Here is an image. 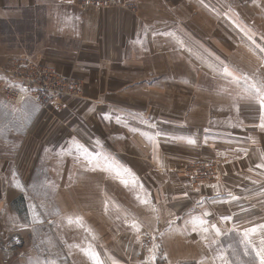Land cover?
<instances>
[{"label": "crops", "instance_id": "0c3cea01", "mask_svg": "<svg viewBox=\"0 0 264 264\" xmlns=\"http://www.w3.org/2000/svg\"><path fill=\"white\" fill-rule=\"evenodd\" d=\"M194 1L132 0L135 10L129 11L120 5L82 10L75 0H0V70L18 57H33L85 82L80 134L54 143L66 161L79 153L82 166L65 169L66 181L55 192L84 191L89 202L83 205L90 208L117 206L123 226L88 238L94 250L87 253L108 262L120 256L117 264H259L254 248L264 239V109L256 93L230 91L220 82L215 91L202 89L207 86L194 64L182 77L176 66L166 80H147L149 73L166 72L163 56L179 53L177 25L187 16L177 18L175 11ZM206 2L195 5L205 8ZM219 3L209 4L216 11ZM20 22L22 32L16 30ZM180 51L191 55L190 48ZM149 58H158V66ZM178 88H188L187 94ZM165 89L177 91L165 96ZM210 158L219 159L230 190L218 183L192 188L180 173L187 162ZM58 198L63 215L81 206ZM253 227L251 245L242 243Z\"/></svg>", "mask_w": 264, "mask_h": 264}, {"label": "rangeland", "instance_id": "374dc122", "mask_svg": "<svg viewBox=\"0 0 264 264\" xmlns=\"http://www.w3.org/2000/svg\"><path fill=\"white\" fill-rule=\"evenodd\" d=\"M214 1L195 0L184 12L176 9L177 18L179 14L187 16L186 23L177 25L179 53L163 56L160 64L166 72L149 73L148 81L156 77L166 80V76L171 75L170 68L176 66H179L182 77L186 75L187 66L194 64L193 71L199 83L207 86L202 89L209 87L215 91L218 89L216 82H220L230 91L240 89L256 93L252 86L259 88L264 85V0H220L222 4L216 0L221 12L209 4ZM205 2L208 4L205 8L196 6ZM118 5L129 11L135 10L132 0H114L113 4L99 9ZM216 14L218 17L221 14L223 19L211 21V16ZM189 16L192 18L188 19ZM164 27L161 28L167 31ZM1 28L7 29V25L3 23ZM23 29L22 22L17 24V31L22 32ZM185 34H192V39H182ZM36 36L39 39L40 32ZM33 38L36 37L33 35ZM183 48H190L191 55L180 54ZM19 59H27L39 69L46 70L48 76H52L51 86L58 83L63 92L47 91L14 103L0 89V264H117L120 256L119 259L111 256L108 262L104 255L87 253L94 250L88 242L90 235L104 236L116 232L124 223L117 206L90 208L83 205L89 202L84 191H65L59 195L55 192L57 186L66 181L65 169L82 166L79 153L74 156L78 159L66 161L65 150L59 156L54 143L59 144L63 140L64 144L63 138L80 134L82 124L79 120H86L79 104L80 99L86 97L85 82L60 71L59 66L43 64L33 57L22 56ZM149 61H156L158 66V58H149ZM11 65L0 70L3 77L0 78V88L8 83L4 70ZM178 89L187 94L188 88ZM176 91L165 89L163 94L171 96ZM86 117L88 121L94 120ZM64 120L67 124L62 125ZM57 147L62 149V146ZM64 147L67 150V144ZM198 160L211 164L206 163L209 170L206 176L202 175L203 180L194 173ZM180 173L189 180L192 188L218 183L225 190H230L218 158L189 161L181 167ZM59 196L63 200L68 197L81 206L66 209L71 214L63 215L59 212Z\"/></svg>", "mask_w": 264, "mask_h": 264}, {"label": "built area", "instance_id": "2783aa9c", "mask_svg": "<svg viewBox=\"0 0 264 264\" xmlns=\"http://www.w3.org/2000/svg\"><path fill=\"white\" fill-rule=\"evenodd\" d=\"M75 2L80 9L85 10L89 7L100 8L107 4H113L114 0H75ZM8 69L4 70L6 76L8 77V83H5V85L0 89L5 91L7 98L14 103H19V101L23 100L27 96L34 95L37 97L41 93H46L47 91L60 94L63 92V88H61V85L58 83L52 84L51 86L49 82L52 76H48V72L46 70L39 69L34 62L27 59H17V61L11 65V68ZM30 87L32 88L30 89ZM206 163L208 162L200 160L196 161L197 166L194 173H196L202 180V175L206 176L207 171L209 170V163ZM215 173H218L217 170H215Z\"/></svg>", "mask_w": 264, "mask_h": 264}, {"label": "snow or ice", "instance_id": "6c2138e0", "mask_svg": "<svg viewBox=\"0 0 264 264\" xmlns=\"http://www.w3.org/2000/svg\"><path fill=\"white\" fill-rule=\"evenodd\" d=\"M264 50V49H262ZM227 71V69H225ZM255 89L256 96L259 98L260 106L262 109H264V85H261V87L256 88L255 85L252 86ZM264 126V125H262ZM264 166V165H261ZM207 214V213H206ZM222 219H228V217H222ZM260 228H264V225H260ZM213 228H215V225H213ZM217 233H219V230L216 229ZM257 229L255 227L253 228H248L244 231L243 235L245 239L242 241V243H246L248 245H251V240L249 239V234L250 233H255ZM255 250V255L259 260V264H264V239L260 241V246L259 248H254Z\"/></svg>", "mask_w": 264, "mask_h": 264}]
</instances>
